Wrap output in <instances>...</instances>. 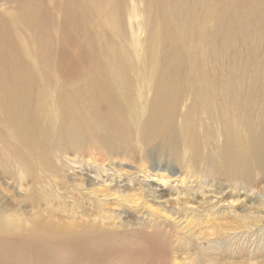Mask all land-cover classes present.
I'll use <instances>...</instances> for the list:
<instances>
[{
  "label": "bare ground",
  "instance_id": "1",
  "mask_svg": "<svg viewBox=\"0 0 264 264\" xmlns=\"http://www.w3.org/2000/svg\"><path fill=\"white\" fill-rule=\"evenodd\" d=\"M112 1L64 0L61 27L74 38H56L59 51L54 56L48 50L53 36L40 37L43 67L37 74L28 72L29 80L21 84L0 81V126L6 130L0 131V166L12 161L29 171L37 164L57 168L54 162L61 159L51 158L55 152L72 164L77 163L74 153L101 152L104 156H98L100 162L94 161L90 170L100 177L106 173L107 158L125 154L149 168L133 173L113 162L112 170L119 177L113 181L124 178L122 182L131 185L141 171H148L145 179L160 173L161 180L163 165L178 166L186 171L201 169L213 181L236 184L227 191L225 187L211 190L222 200L229 191L239 193L238 187L243 191L251 185L263 193L259 183L264 182V85L260 93L254 90L264 63V0H117V8L110 7ZM89 20L101 28L87 29ZM18 21L30 27L34 22L29 16ZM130 31L132 39L140 41L144 61L135 53L138 48L131 52L125 43ZM230 38L242 39L250 54L253 74L246 91L247 72L235 76L230 66L217 78L206 65L225 58ZM198 58L202 65H197ZM246 67L245 71L251 70ZM17 72L13 69L12 76ZM59 72L71 78L69 83H60ZM259 96L261 118L253 121ZM236 122L248 131L239 132ZM156 167L158 171L152 173ZM29 175L21 173L27 179ZM174 176L181 179L182 174L165 178L166 183ZM205 186L201 185L202 191ZM4 211L0 202V242H22L23 250L25 244L37 246L41 241L47 248L61 243L87 253L117 248L97 240L96 232L42 228L32 230L28 242L9 227L3 230L10 220ZM145 244L150 250L158 248L154 241ZM172 264L181 262L174 258Z\"/></svg>",
  "mask_w": 264,
  "mask_h": 264
},
{
  "label": "rangeland",
  "instance_id": "2",
  "mask_svg": "<svg viewBox=\"0 0 264 264\" xmlns=\"http://www.w3.org/2000/svg\"><path fill=\"white\" fill-rule=\"evenodd\" d=\"M63 1L0 0V81L21 84L29 80L28 72L37 74L43 67L42 50L37 45L40 37L53 36L48 50L54 56L59 51L56 38H74L61 27ZM110 7L117 8V0L110 2ZM76 10L80 12L81 8L76 6ZM21 16L32 18L31 27L19 23ZM86 24L87 29L101 28L94 20ZM125 41L131 52L138 48L135 53L144 61L140 41L137 43L132 39L131 31ZM142 42L147 44L144 38ZM227 42L230 46L225 58L217 62L208 61L206 65L213 69L217 78L230 66L235 69V76L247 72L248 78L243 86V91H246L253 74L250 54L242 39L230 38ZM70 49L73 50L74 45ZM162 56L165 58L164 54ZM36 60L39 65H36ZM202 64V58H198L197 65ZM246 66L251 70L245 71ZM13 69H18L15 77L12 76ZM61 75L60 72L57 74L62 80L60 83H69L67 80L71 78ZM255 84L254 94L258 90L260 93L264 85V63ZM35 86L38 88L37 84ZM36 93L34 91L35 99ZM260 103L259 96L252 110L253 121L261 118ZM232 106H228L230 111ZM179 122L177 120L172 127ZM235 126L239 132L248 131L237 122ZM0 131L6 132L1 126ZM55 153L51 158L54 161L57 157L61 159V163L54 162L57 168L37 164L29 171L12 161L6 167L0 166L8 171L5 173L0 169V202L5 207L4 215L10 217L3 230L7 231L9 227L12 234L25 235L28 242H31L32 230L36 228L52 232H96L99 234L97 240H105V245L110 242L117 248L110 252L97 249L87 253L61 243H52L47 248L41 241L37 246L25 244L23 250L22 242H0V264H172L174 258L181 264H264V190L258 193L251 185L243 191L238 187L239 193L229 191L222 200L212 191L219 187H225L224 191H227L236 184L225 179L213 181L211 175L201 169L186 171L178 166L169 168L164 165V169H159V172L163 171V179L160 180V173L145 179L148 171H141L137 174V181L127 185L122 182L124 178L113 181L119 178L118 173L112 170L115 168L113 162L117 168L135 173L145 168L139 159L125 154L117 155L115 159L107 158L104 161L106 173L96 177L90 170H94L95 162H100L98 156H104L101 152L74 153L72 156L77 163L73 164L58 156L61 152ZM146 167L149 168L148 165ZM202 169H205L204 164ZM156 171L157 167L151 170L152 173ZM22 172L30 174L28 179L21 176ZM174 173L182 174L181 179L174 176L171 178L176 179L174 182L170 179L166 183L165 178ZM183 176H186L185 180H182ZM201 183H206L203 191ZM259 186L264 188V182ZM148 241L157 242L158 248L147 249L145 242ZM175 247L179 249L177 252Z\"/></svg>",
  "mask_w": 264,
  "mask_h": 264
}]
</instances>
